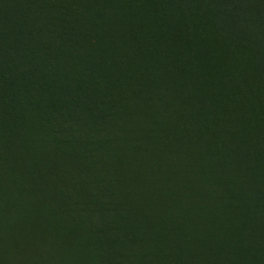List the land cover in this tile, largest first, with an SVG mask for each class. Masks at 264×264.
I'll return each instance as SVG.
<instances>
[{
  "label": "rangeland",
  "instance_id": "rangeland-1",
  "mask_svg": "<svg viewBox=\"0 0 264 264\" xmlns=\"http://www.w3.org/2000/svg\"><path fill=\"white\" fill-rule=\"evenodd\" d=\"M89 1L69 0L68 9L85 8L86 13L95 8L119 11L118 15L113 12L117 22L145 36V40L143 35L138 39L132 33L126 35L129 38L121 37L114 22L105 40L108 43V34L112 36L114 31L113 36L118 34L116 38L119 36L117 39L121 40L116 39L119 48L123 51L122 44L128 47L127 52L116 48L113 51L120 61L124 58L126 62L131 57L127 58L128 68L122 62L125 64L122 77L134 74L129 81L123 78L122 84L127 83L123 84L127 87L129 83L127 88L131 87L135 93H119L109 85L103 91L101 79L100 89L93 92L94 80L98 78H93L91 65L85 62L87 55L81 49L58 43L36 56L27 45L29 34L45 21H52L49 10L52 7L41 0H0V264H264V151L250 133L254 122L262 125V118L259 120L257 116L260 113L264 116V0ZM193 19L200 28L191 22ZM191 23H195L196 31L190 30ZM98 30L94 27L93 35H98ZM7 35L17 39V48L11 54L18 56L11 70L2 62L3 51L10 44ZM125 37L130 42L122 43ZM161 40L168 42V46ZM105 41L102 44L105 54L98 58L102 70L107 69L105 63L112 55ZM171 42L172 51L168 50ZM137 47L139 50H135ZM235 49L242 58L236 59ZM85 52L90 54L92 50ZM204 54L209 55L207 59ZM171 56L176 61H171ZM146 58L153 62H147ZM129 60H136L137 64ZM162 62H169L164 67L174 77L173 73H166L165 77L158 73L156 64L160 67ZM141 64L147 68L142 67L143 75ZM176 68L178 72L173 70ZM197 68L199 71L194 72ZM135 73H140V77ZM239 73L252 78L254 83L249 79L250 83L246 84L249 81L241 77L238 82L250 87H242L240 83L235 88L236 78L233 80L230 75L235 77ZM171 78L178 82L173 84ZM230 79L231 87L236 82L234 88L239 97L238 94L233 97L236 94L232 93L234 88L229 89V82L224 85L229 92L221 89ZM142 80L144 85H140ZM180 80L183 84L178 85ZM138 85L140 88L135 90ZM165 86L177 91L178 104L172 101V92L162 88ZM180 87L187 89L183 91ZM251 87L252 91L247 92ZM147 91H153L151 98L147 97ZM217 91L221 94L214 103ZM223 91L233 99L229 101L221 96L225 94ZM108 92L124 105L118 107ZM141 93L146 94L136 97ZM247 93L257 94H250L254 102L249 100L244 104ZM202 97L207 100L213 97L214 105ZM241 102L242 110L237 107ZM249 103L260 109L253 113L254 106ZM187 105L196 108L191 113L198 116L193 128L202 131L201 122L207 117L219 123L230 121L226 135L219 136L212 127L206 138L208 144L176 140L171 135L174 123L167 119L166 109H171V117L177 119L183 116ZM212 107L217 114L209 111ZM260 126L256 127L257 131ZM249 143L255 149H250Z\"/></svg>",
  "mask_w": 264,
  "mask_h": 264
},
{
  "label": "trees",
  "instance_id": "trees-1",
  "mask_svg": "<svg viewBox=\"0 0 264 264\" xmlns=\"http://www.w3.org/2000/svg\"><path fill=\"white\" fill-rule=\"evenodd\" d=\"M41 1L44 4H46L48 6L50 5V7H52V9H49V10L52 11V12H50V16H52L53 18H52V21H45L44 23L40 24L39 26H37L36 31L29 34L31 36L27 42V45L31 46V48H32L34 54H36V56L37 55L40 56V53L44 52L46 49L48 50L53 45H58V43H60L62 46L64 45L65 47H72L74 49H81L84 52V55H87V58H85L86 59L85 62L87 64L91 65L90 67L92 68L93 78L94 77L98 78V79L94 80L95 84H93V86L94 85L95 86L93 87L94 88L93 92H95V91L97 92L100 89V79L102 80V87L101 88H103V91H107L105 88V85L107 82L105 80L107 78H105L106 77L105 74H102L104 71L100 68L99 63H98V58L101 56L100 59H102L103 58L102 55L105 54L104 49H102V44L104 43L106 36H107V30H108L107 28H109L112 23L116 22V25L119 24L118 25L119 26L118 32L119 31L121 32V33L119 32L121 34V37L126 36L129 32L134 33L137 36L143 35V33H141V31H139V30H137L138 32H135L134 30L128 31V29L127 30L123 29L124 26L121 25L120 22L116 21L117 20L116 15L111 10L102 9L99 11L100 15L98 16L97 14H99V12H98L99 9H97V8L93 10L94 11L93 14H92V12H90V13L85 12L84 13V11H83L84 9H82L80 11L78 9H75L73 11H72V9L71 10L68 9V7L71 6V4L69 6L67 5L69 0H41ZM95 10H97L96 11L97 14L95 13ZM104 10L106 13L104 12ZM53 11L55 12L54 14H53ZM101 12H102V14H101ZM103 14H105V16ZM82 15L84 16L83 17L84 19L82 18ZM87 15L89 17L92 16V18L91 17L89 18ZM94 16H96V17H94ZM105 17L107 20L105 19ZM93 18H96V19H93ZM89 19H90V21H89ZM111 20H113V21H111ZM80 22H84L85 25H83ZM191 22H195V21L192 20ZM98 23H101V24H98ZM86 26L88 29H86ZM92 27L93 28L97 27L98 29L100 28L98 30L99 31L98 35H93V34L91 35L90 34V33H93ZM197 27H199V22H197ZM124 30H126V31H124ZM89 31H91V32H89ZM136 33H138V34H136ZM155 38L156 37H154V39ZM156 39H158V38H156ZM7 41L10 44L3 51L4 53H3L2 62L6 65V67L8 69H10V68L13 69L15 58H16V56H18V54L13 56L11 53H12L13 48H17L16 47L17 39L7 35ZM161 41L163 43L165 42L164 45H167L166 41H163V40H161ZM172 45L173 44H171L169 46L168 50L171 49L170 47H172ZM91 48H94V50ZM85 49H88V51L92 50V52L90 54H87L85 52ZM182 61H183V59H182ZM184 63H186V62H184ZM153 67H155V66H153ZM238 76L240 77V75H238ZM235 78H237V76H235L231 79H235ZM228 81H230V80H228ZM225 83L227 84L228 82L226 81ZM225 83L222 85V88L224 87V85H226ZM162 88H165L168 91L170 90L172 93H170V92L169 93L173 97L172 101L175 104H178L179 98L176 95L177 91H174V90L168 88V86H165ZM154 91H156V90H154ZM151 92H153V91H147L146 92L148 98H151L150 97V96H152ZM146 93H141L136 97H140V96L142 97V95H144ZM108 95L111 96V99L114 101V103L116 105H118V107H122L124 105L123 102L118 103L117 101H120V100L115 99L113 97V95L110 94L109 92H108ZM253 100L254 99H252L250 101H253ZM132 103H134V100L132 101ZM132 103H127V105L130 106ZM193 107L194 106H189V108H187V110L183 111V116H181L180 118H177V119H174L171 117L172 116L170 113L171 109H166L165 114L168 117L167 119H171V121H173V123H174V130L171 133V135L176 140H178L180 142L181 141H183V142L192 141V142L197 143V144H200V143L208 144L209 141L206 138H208L207 135L210 133L209 129L212 127H213L212 129H213L214 133H217L219 136H225L226 135V132L230 127L229 126L230 121H226V122L223 121L222 123H219L218 120L211 121V120H208V117H207V118L203 119L204 121L202 120V123H203V130L202 131H198L195 128H193L195 124H192V123L193 122L196 123L197 118H198L197 115L194 116V114H191V113H193V111H192ZM127 109H129V107H127ZM255 109L256 108H253V110H254L253 113L260 108H258L256 110ZM209 111L212 112V110H210V109H209ZM258 118L264 119L263 114L260 113ZM190 120H191V122H190ZM254 126L257 127V125L251 126L253 128H251L252 132H250V133L252 135L255 134V140H256L255 144L261 146L260 150L264 151V141L262 140V138L264 139V132H263V135H261L260 133H258L257 129L254 128ZM259 137H261V138H259ZM251 140H253V138ZM252 143L254 144V142H252ZM250 146H253L251 143H249V148L255 149V146L254 147H250Z\"/></svg>",
  "mask_w": 264,
  "mask_h": 264
},
{
  "label": "bare ground",
  "instance_id": "bare-ground-1",
  "mask_svg": "<svg viewBox=\"0 0 264 264\" xmlns=\"http://www.w3.org/2000/svg\"><path fill=\"white\" fill-rule=\"evenodd\" d=\"M90 1H91V0H90ZM90 1H89V2H90ZM94 1H95V0H94ZM100 1H101V0H100ZM117 1H120V0H117ZM128 1H130V0H128ZM132 1H133V0H132ZM146 1H147V0H146ZM105 2H106V0H105ZM111 2H112V1H111ZM113 2H114V0H113ZM125 2H126V0H125ZM125 2H124V3H125ZM134 2H135V0H134ZM138 2H139V1H138ZM141 2H142V1H141ZM93 3H94V2H93ZM114 3H115V2H114ZM142 3H143V2H142ZM153 3H154V2H153ZM85 4H86V3H85ZM94 4H95V3H94ZM102 4H103V3H102ZM119 4H120V3H119ZM122 4H123V3H121V5H122ZM134 4H135V3H134ZM138 4H139V3H138ZM145 4H146V3H145ZM148 4H149V1H148ZM95 5H96V4H95ZM104 5H105V4H104ZM108 5H109V4H108ZM126 5H127V4H126ZM146 5H147V4H146ZM84 6H85V5H84ZM86 6H87V5H86ZM89 6H90V5H89ZM101 6H102V5H101ZM133 6L135 7V5H133ZM138 6H139V5H138ZM148 6H149V5H148ZM90 7H91V6H90ZM107 7H108V6H107ZM109 7H110V6H109ZM123 7H124V6H123ZM128 7H129V5H128ZM139 7H140V6H139ZM149 7H150V6H149ZM203 7H205V6H203ZM86 8H87V7H86ZM93 8H95V7H93ZM135 8H136V7H135ZM146 8H147V7H146ZM197 8H198V7H197ZM200 8H201V7H200ZM84 9H85V8H84ZM88 9H89V8H88ZM91 9H92V8H91ZM95 9H96V8H95ZM97 9H98V8H97ZM100 9H101V8H100ZM100 9L98 10V12L100 11ZM103 9H104V8H103ZM109 9H111V8H109ZM116 9H117V8H116ZM118 9H120V8H118ZM122 9H123V8H122ZM137 9H140V8H137ZM142 9H143V6H142ZM142 9H141V11H142ZM154 9H155V8H154ZM154 9H153V10H154ZM191 9H192V8H191ZM191 9H189V10L191 11ZM205 9H206V8H205ZM101 10H102V9H101ZM113 10H114V9H113ZM147 10H148V9H147ZM153 10H152V11H153ZM192 10L195 11V9H192ZM198 10L200 11L201 9H198ZM208 10H209V9H208ZM210 10H211V9H210ZM79 11H80V10H79ZM96 11H97V10H95V13H96ZM114 11H115V14H117V13L119 14V11H118V10H117V11H118L117 13H116V10H114ZM114 11H113V12H114ZM130 11H131V10H130ZM134 11H135V9H134ZM134 11L132 10L131 13L134 12ZM136 11H137V10H136ZM141 11H140V12H141ZM144 11L146 12V10H143V13H145ZM184 11H185V10H184ZM206 11H207V10H206ZM82 12H83V11H82ZM91 12H92V14H93L94 11H91ZM104 12H105V10H104ZM125 12H126V11H125ZM204 12H205V11H204ZM204 12H203V13H204ZM209 12H210V11H209ZM209 12H207V13H209ZM212 12H213V11H212ZM84 13H85V12H84ZM131 13H130V15H131ZM149 13H151V12H149ZM149 13H148V14H149ZM176 13H177V12H176ZM182 13L185 14L186 12H183V11H182ZM193 13H195V12H193ZM196 13H197V12H196ZM203 13H202V14H203ZM205 13H206V12H205ZM96 14H97V13H96ZM101 14H102V12H101ZM118 14H117V15H118ZM138 14H139V13H138ZM178 14L180 15V12H179ZM190 14H191V13H190ZM198 14H199V13H198ZM200 14H201V13H200ZM211 14H212V13H211ZM97 15L99 16V15H100V12H99V14H97ZM103 15L105 16V14H103ZM123 15H124V14H123ZM133 15H134V14H133ZM133 15H131V16L133 17ZM176 15H177V14H176ZM213 15H214V14H213ZM225 15H226V13H225ZM76 16H77V15H76ZM87 16H88V15H87ZM121 16H122V15H121ZM124 16H125V15H124ZM127 16H128V15H127ZM134 16H136V15H134ZM144 16H145V15H144ZM155 16H156V15H155ZM172 16H173V15H172ZM192 16H193V14H192ZM199 16H200V15H199ZM201 16H202V15H201ZM201 16H200V17H201ZM204 16L207 17V15H204ZM83 17H84V16L82 15V18H83ZM88 17H89V16H88ZM90 17L92 18V16H90ZM90 17H89V18H90ZM94 17H96V16H94ZM102 17H103V16H102ZM147 17H148V15H147ZM176 17H177V16H176ZM178 17H179V16H178ZM178 17H177V18H178ZM180 17H181V15H180ZM182 17H183V14H182ZM184 17H185V16H184ZM187 17H188V16H187ZM197 17H198V16H197ZM214 17H215V16H214ZM214 17H213V18H214ZM229 17H230V16H229ZM85 18H86V17H85ZM125 18H128V17H125ZM143 18H144V17H143ZM190 18H191V15H190ZM202 18H203V17H202ZM208 18H209V17H208ZM220 18H221V17H220ZM225 18H226V17H225ZM234 18H235V17H234ZM83 19H84V18H83ZM86 19H87V18H86ZM93 19H96V18H93ZM105 19H106V17H105ZM105 19H104V20H105ZM110 19H111V18H110ZM118 19H119V18H118ZM123 19H124V18H123ZM139 19H141V18H139ZM145 19H146V18H145ZM147 19H148V18H147ZM151 19H152V18H151ZM179 19H180V18H179ZM187 19H188V18H187ZM211 19H212V18H211ZM239 19H240V18H239ZM106 20H107V19H106ZM106 20H105V21H106ZM121 20H122V19H121ZM128 20H129V18H128ZM132 20H133V19H132ZM132 20H131V21H132ZM137 20H138V19H137ZM155 20H156V19H155ZM155 20H154V23L156 22ZM173 20H174V19H173ZM176 20H178V19H176ZM188 20H189V19H188ZM197 20H198V19H197ZM200 20H201V19H200ZM209 20H210V19H209ZM214 20H215V18H214ZM223 20H224V19H223ZM230 20H231V19H230ZM84 21H85V20H84ZM89 21H90V19H89ZM111 21H113V20H111ZM111 21H110V22H111ZM146 21H147V20H146ZM182 21H183V19H182ZM185 21H186V20H185ZM191 21H192V20H191ZM193 21H194V19H193ZM201 21H202V20H201ZM204 21H205V20H204ZM217 21H218V20H217ZM100 22H101V21H100ZM102 22H103V21H102ZM106 22H107V21H106ZM138 22H139V21H138ZM180 22H181V21H180ZM220 22H221V21H220ZM227 22H228V19H227ZM80 23H81V22H80ZM83 23H84V22H83ZM125 23H126V21H125ZM131 23H132V22H131ZM139 23H140V22H139ZM145 23H147V22H145ZM171 23H172V22H171ZM171 23H170V24H171ZM175 23H177V22L175 21ZM186 23H187V22H186ZM195 23H196V22H195ZM195 23H194V24H195ZM212 23H213V22H212ZM212 23H210V24H212ZM218 23H219V22H218ZM228 23H229V22H228ZM98 24H101V23H98ZM112 24H114V23H112ZM112 24H111V26H110L109 29H111L112 27H114ZM149 24L151 25V23H149ZM158 24H159V23H158ZM181 24H182V23H181ZM191 24H192V23H191ZM194 24L190 25V27L192 26V27L190 28V30H192V28H193V29H194L193 31H196V27H195V26H194L195 28L193 27ZM196 24H197V23H196ZM201 24H202V23H201ZM213 24H215V23H213ZM213 24H212V26H213ZM222 24H223V23H222ZM229 24H230V23H229ZM232 24H234V22H233ZM235 24H236V23H235ZM84 25H85V24H84ZM91 25H92V24H91ZM93 25H94V24H93ZM102 25H103V24H102ZM106 25H107V24H106ZM117 25H119V24H117ZM121 25H122V24H121ZM140 25H141V24H140ZM143 25H144V24H143ZM177 25H178V24H177ZM187 25H188V24H187ZM204 25H205V24H204ZM206 25H208V24H206ZM219 25H220V24H219ZM226 25H227V24H226ZM134 26H135V25H134ZM137 26H138V24H137ZM166 26H167V25H166ZM172 26H173V25H172ZM185 26H186V25H185ZM196 26H197V25H196ZM199 26H200V25H199ZM229 26H230V25H229ZM116 27H117V26H116ZM131 27H132V25H131ZM142 27H143V26H142ZM153 27H155V26L153 25ZM175 27H176V26H175ZM180 27H181V25H180ZM180 27H179V28H180ZM187 27H189V25H188ZM204 27H205V26H204ZM217 27H218V26H217ZM221 27H222V26H221ZM226 27H227V26H226ZM232 27H233V26H232ZM89 28H90V27H89ZM92 28H93V27H92ZM133 28H134V27H133ZM135 28H136V27H135ZM197 28H198V27H197ZM209 28H210V26H209ZM215 28H216V26H215ZM215 28H214V29H215ZM219 28H220V27H219ZM86 29H88L87 26H86ZM93 29H94V28H93ZM97 29H98V28H97ZM99 29H100V28H99ZM107 29H108V28H107ZM117 29H119V28L117 27ZM117 29H116V30H117ZM123 29H125V28H123ZM145 29H146V27H145ZM152 29H153V28H152ZM160 29H161V28H160ZM168 29H169V28H168ZM172 29H174V27H173ZM175 29H176V28H175ZM180 29H181V28H180ZM201 29H204V28L202 27ZM205 29H206V28H205ZM207 29H208V27H207ZM111 30H112V29H111ZM121 30H122V29H121ZM126 30H127V27H126ZM126 30H124V31H126ZM149 30H150V29H149ZM162 30H163V29H162ZM164 30H165V29H164ZM166 30H167V29H166ZM166 30H165V31H166ZM188 30H189V29H188ZM208 30H209V29H208ZM222 30H228V29H222ZM95 31H96V30H95ZM105 31H106V30H105ZM128 31H130V30L128 29ZM175 31H176V30H175ZM177 31H178V30H177ZM185 31H186V29H185ZM193 31H192V33H194ZM206 31H207V30H206ZM216 31H217V30H216ZM216 31H215V32H216ZM89 32H91V31H89ZM96 32H97V31H96ZM103 32H104V31H103ZM108 32H109V31H108ZM113 32H114V31H113ZM113 32H112V34L114 35ZM116 32H117V31H115V33H116ZM119 32H120V31H119ZM135 32H136V31H135ZM153 32H154V31H153ZM153 32H150V33H153ZM158 32H159V29H158ZM163 32H164V31H163ZM168 32H169V31H168ZM170 32H171V31H170ZM213 32H214V31H213ZM120 33H121V32H120ZM120 33H119V34H120ZM129 33H130V32H129ZM129 33H128V34H129ZM190 33H191V32H190ZM203 33H205V32H203ZM87 34H88V33H87ZM90 34L92 35L93 33H90ZM123 34H124V33H123ZM128 34H127V35H128ZM132 34H134V33H132ZM136 34H138V33H136ZM155 34H156V32H155ZM164 34H165V33H164ZM166 34H167V33H166ZM184 34H185V33H184ZM196 34H197V33H196ZM206 34H207V33H206ZM212 34H214V33H212ZM226 34H227V33H226ZM235 34H236V33H235ZM113 35L110 36V33H109V34H108V36H109V38H108V43L105 41V43L108 44V48H109L110 52H112V55L110 56V61H107V62L105 63V65L108 63L107 66H106L107 69L104 67L105 69H104V68H103V69H104L105 71H104V70H103L104 72L102 71V72H103L102 74H105V73H106V75H105V76H106L105 78H107V79L105 80V81H107V82H106V85H109V86L113 87V88L116 89L117 92H119V93H120L121 91H126V92H132V93H135L134 90H131V87L127 88V87L129 86V83H128V86H127V87L123 85V84H126V85H127V83H123V84H122V82H125V81H122V79L125 78V77L127 78V76L122 77V75L125 73V72H124V71H125V69H124L125 67L123 68V66L126 64V62H127V58H129V57H127V54H124V55H126V57H127V58H126V62H125L124 58H122V55H121V58H122L121 60H122V61H120V59H118L117 54H116L113 50H114L115 48H116V49H121L122 47L119 48V47H120V46H118L119 43H118V44L116 43V39L119 37V36H118V37L116 38V36H117L118 34H117V35L115 34V36H113ZM134 35H135V34H134ZM145 35H146V34H145ZM171 35H172V34H171ZM191 35H192V34H191ZM194 35H195V34H194ZM199 35H200V34H199ZM217 35H218V34H216V36H217ZM219 35H220V34H219ZM229 35H230V33H229ZM231 35H232V34H231ZM103 36H104V35H103ZM103 36H102V37H103ZM136 36H137V35H136ZM136 36H134V37H136ZM140 36H142V35H140ZM152 36H155V35L152 34ZM156 36H158V35H156ZM185 36H186V35H185ZM222 36H223V35H222ZM222 36H221V38H222ZM100 37H101V36H100ZM126 37H127V36H126ZM126 37H125V38H126ZM134 37L130 38V40L133 39ZM142 37H143V39H144L145 36L143 35ZM165 37H167V36H165ZM190 37H192V36H190ZM190 37H189V38H190ZM204 37H205V36H204ZM228 37H230V36H228ZM233 37H234V36H233ZM127 38H129V36H128ZM127 38L124 39V40L121 38V39L123 40L122 43H125L124 41L130 42L129 39H127ZM137 38H138V36H137ZM156 38H157V37H156ZM156 38H155V39H156ZM159 38H161V37H159ZM167 38H168V37H167ZM167 38H166V40H167ZM169 38H171V37H169ZM200 38H201V37H200ZM210 38H211V36H210ZM241 38H242V37H241ZM243 38H244V37H243ZM138 39H139V38H138ZM138 39H136V40H138ZM140 39H141V37H140ZM177 39H178V38H177ZM183 39H184V38H183ZM192 39H193V38H192ZM192 39H191V40H192ZM197 39H198V38H197ZM201 39H202V38H201ZM213 39H214V38H213ZM213 39H212V40H213ZM218 39H219V38H218ZM247 39H249V38L247 37ZM247 39L244 40V42L247 41ZM105 40H106V39H105ZM117 40H118V39H117ZM144 40H145V39H144ZM149 40L151 41V39H149ZM187 40H188V39H187ZM191 40H190V43H191ZM202 40H203V39H202ZM224 40H226V39H224ZM228 40H229V39H228ZM232 40H233V39H232ZM235 40H236V38H235ZM235 40H234V41H235ZM240 40L242 41V39H240ZM118 41H119V40H118ZM139 41H140V40H139ZM183 41H184V40H183ZM193 41H194V40H193ZM207 41H208V40H207ZM215 41H216V40H215ZM119 42H121V40H120ZM132 42H133V41H132ZM137 42H138V41H137ZM144 42H145V41H144ZM147 42H148V37H147V41H146V43H147ZM154 42H156V41L154 40ZM187 42H188V41H186L185 43H187ZM199 42H200V41H199ZM209 42H210V41H209ZM219 42H220V41H219ZM222 42H223V41H222ZM230 42H231V40H230ZM232 42H233V41H232ZM140 43H141V45H144V43H142V42H140ZM148 43H149V42H148ZM150 43H151V42H150ZM164 43H165V42H164ZM167 43H168V42H167ZM171 43H172V42H171ZM197 43H198V42H197ZM197 43H196V44H197ZM203 43H206V44H207L206 41L203 42ZM210 43H211V42H210ZM225 43H228V42H225ZM235 43H238V41L235 42ZM152 44H156V43H152ZM157 44H158V46H159V43H157ZM157 44H156V45H157ZM172 44H174V43H172ZM239 44H240V43H239ZM247 44H248V42H247ZM120 45H121V44H120ZM127 45L130 46V45H132V43H131V44H130V43H129V44L127 43ZM134 45H135V44H134ZM136 45H137V44H136ZM136 45H135V46H136ZM146 45H149V44H146ZM162 45H163V44H162ZM169 45H170V44H169ZM199 45H201V44H199ZM203 45H204V44H203ZM237 45H238V44H237ZM237 45H235V47H236ZM243 45H244V44H243ZM243 45H242V46H243ZM121 46H125V47H123V51H124L125 48H128V47H126V45H124V44H122ZM135 46H133V47H135ZM138 46H139V45H138ZM154 46H155V45H154ZM158 46H156V47H158ZM160 46H161V44H160ZM165 46H166V45H165ZM165 46H163V48H165ZM167 46H168V45H167ZM186 46H187V44H186ZM191 46H192V45H191ZM194 46H195V45H194ZM207 46L209 47V43H208ZM223 46H224V45H223ZM223 46H222V47H223ZM228 46H230V45H228ZM238 46H241V45H238ZM251 46H253V45H251ZM149 47H151V46H149ZM175 47H176V46H175ZM202 47H203V46H202ZM217 47H218V46H217ZM217 47L215 46L214 48H217ZM232 47H233V46H232ZM253 47L255 48L256 45H254ZM253 47H251V50H252ZM257 47H258V45H257ZM130 48H131V47H130ZM138 48H139V47L135 48V50H139ZM153 48H155V47H153ZM183 48H184V47H183ZM189 48H190V47H189ZM189 48H188V49H189ZM195 48H196V46H195ZM195 48H194V49H195ZM219 48H220V47H219ZM230 48H231V47H230ZM236 48L238 49V47H236ZM240 48H241V47H240ZM156 49H158V48H156ZM156 49H155V50H156ZM160 49H162V47H160ZM166 49H167V48H166ZM177 49H178V47H177ZM194 49H193V50H194ZM198 49H199V51H201L202 48L199 47ZM207 49H208V48H207ZM237 49L233 50L234 54H236L235 51H237ZM246 49H247V48H246ZM125 50H126V49H125ZM127 50H128V49H127ZM127 50H126L125 52H127ZM133 50H134V49H132V51H133ZM135 50H134V51H135ZM143 50H144V49H143ZM146 50H147V49H146ZM146 50H145V51H146ZM172 50H174V49H172ZM172 50H170V51H172ZM178 50H179V49H178ZM185 50H186V49H185ZM218 50H219V49H218ZM225 50H227V49L225 48ZM231 50H232V49H231ZM248 50H249V49H248ZM251 50H249V51L251 52ZM120 51H122V49H121ZM123 51H122V52H123ZM134 51H133V52H134ZM152 51H153V49H152ZM204 51H205V49L203 50V52H204ZM219 51H220V50H219ZM238 51H239V50H238ZM241 51H242V50H241ZM243 51H245V50H243ZM130 52H131V50H130ZM133 52H132L131 54H133ZM136 52H137V51H136ZM136 52H135V53H136ZM140 52H142V51H140ZM149 52H150V50H149ZM154 52H155V51H154ZM156 52H158V51H156ZM163 52H164V50L162 51V54H163ZM176 52H178V51H176ZM176 52L174 51V53H176ZM181 52H183V51H181ZM189 52H190V51H189ZM196 52H197V51H196ZM246 52H247V51H246ZM246 52H245V53H246ZM135 53H134V54H135ZM142 53H143V52H142ZM172 53H173V52H172ZM172 53H171V54H172ZM204 53H205V52H204ZM216 53H217V52H216ZM225 53H226V52H225ZM239 53H240V52H239ZM239 53H238V54H239ZM248 53H249V52H247V54H248ZM251 53H252V52H251ZM110 54H111V53H110ZM118 54H119V52H118ZM122 54H123V53H122ZM128 54H129V52H128ZM160 54H161V52H160ZM160 54H159V55H160ZM178 54H179V53H178ZM192 54H194V53H192ZM192 54H191V56H193ZM200 54H201V53H200ZM202 54H203V53H202ZM209 54H210V53H209ZM217 54H218V53H217ZM227 54H228V52H227ZM230 54H231V53H230ZM232 54H233V53H232ZM234 54H233L232 56H235ZM129 55H130V54H129ZM144 55H146V52H145ZM169 55H170V54H167V56H169ZM204 55H205V54H204ZM204 55H202V56H204ZM210 55H212V54H210ZM220 55H223V54L220 53ZM244 55H246V54H244ZM132 56H133V55H132ZM160 56H161V55H160ZM172 56H173V55H172ZM172 56H171V58H170L171 61H172V59L174 60V58H175V57L172 58ZM174 56H177V55H174ZM183 56H184V55H183ZM187 56H188V54H187ZM189 56H190V55H189ZM197 56H198V55H197ZM208 56H209V55H208ZM208 56L205 55V58L208 57ZM212 56H213V55H212ZM216 56H217V55H216ZM236 56H237V58H236L237 60L239 59L238 56L241 57L240 54H239V55L236 54ZM133 57H134V56H133ZM135 57L137 58L136 55H135ZM138 57H139V56H138ZM143 57H144V56H143ZM149 57H151V56H149ZM149 57H148V58H149ZM162 57H164V56H162ZM184 57H185V56H184ZM148 58H146V59H148ZM155 58H156V57H155ZM177 58H179V57H177ZM182 58H183V57H182ZM186 58H188V57H186ZM224 58H225V57H224ZM241 58H242V57H241ZM247 58H249V57H247ZM129 59H131V57H130ZM134 59H135V58H134ZM143 59H144V58H143ZM143 59H141V60H143ZM149 59H150V58H149ZM149 59H148V61H147V60H144V61H147V62H153V61H150ZM162 59H163V58H162ZM165 59H166V58H165ZM199 59H200V58H199ZM206 59H207V58H206ZM212 59H213V58H212ZM137 60H139V59L137 58ZM151 60H153V59H151ZM160 60H161V59H160ZM190 60H191V59H190ZM197 60H198V59H197ZM204 60H205V59H204ZM209 60H210V59H209ZM223 60H224V59H223ZM230 60H231V59H230ZM230 60H229V61H230ZM232 60H233V59H232ZM132 61H133V60H129L128 62H132ZM144 61H143V63H144ZM174 61H176V59H175ZM177 61H178V59H177ZM179 61H180V59H179ZM183 61H184V60H183ZM186 61H187V60H186ZM193 61H194V60H193ZM211 61H212V60H211ZM216 61H217V60H216ZM218 61H219V59H218ZM241 61H242V60H241ZM122 62L125 63V64L123 65ZM134 62H135V63H134ZM137 62L140 63V61H137ZM154 62H155V61H154ZM156 62H157V61H156ZM169 62H170V61H169ZM169 62H168V63H169ZM181 62H182V61H181ZM196 62H197V61H196ZM200 62H201V60H200ZM200 62L198 63L199 65H200ZM221 62H222V61H221ZM231 62H232V61H231ZM234 62H236V61H234ZM242 62H243V61H242ZM242 62H241V63H242ZM246 62L248 63V59H247ZM133 63H134V64H137V63H136V60L133 61L132 64H133ZM141 63H142V62H141ZM162 63H163V62H162ZM165 63H167V62H165ZM165 63H163V65L161 64L160 67H159V64H156V66H157V70H158V73L163 74V77H165L166 73H169V71L167 70L168 67H164V66H165ZM168 63H167V65H168ZM187 63H190V62H187ZM187 63H185V64H187ZM208 63H209V62H208ZM222 63H223V62H222ZM241 63H240V64H241ZM102 64H104V63H102ZM128 64H129V63H128ZM132 64H131V66H132ZM148 64H149V63H148ZM148 64L146 63V66H147V67H148ZM150 64H151V63H150ZM172 64H173V62H172ZM176 64H177V62H176ZM178 64H180V62H179ZM190 64H192V63H190ZM202 64H203V63H202ZM210 64H211V63H210ZM215 64H216V63H215ZM228 64H229V63H228ZM240 64H239V65H240ZM243 64H244V63H243ZM105 65H104V66H105ZM122 65H123V66H122ZM141 65H142V66H140V67H141L140 69H142V67H143V68H146V67H145V64H144V65L141 64ZM167 65H166V66H167ZM180 65H183V63L180 64ZM131 66H130V67H131ZM173 66H175V64H173ZM187 66H188V65H187ZM194 66H196V65H194ZM197 66H198V65H197ZM197 66H196V67H197ZM212 66H213V65H212ZM212 66H211V67H212ZM219 66H221V65H219ZM222 66H223V65H222ZM229 66H230V65H228L227 67H229ZM231 66H232V65H231ZM233 66H234V65H233ZM236 66H237V65H236ZM240 66H241V65H240ZM100 67H101V65H100ZM134 67H136V66L134 65ZM134 67H133V68H134ZM138 67H139V66H138ZM169 67H171V66L169 65ZM176 67H177V66H176ZM188 67H190V65H189ZM198 67H199V66H198ZM234 67H235V66H234ZM245 67H246V65H245ZM126 68H128L127 64H126ZM133 68H132V69H133ZM166 68H167V69H166ZM177 68H178V67H177ZM177 68H176V70H175V69H173V70L178 72V69H177ZM183 68H184V67H183ZM185 68H186V66H185ZM185 68H184V69H185ZM192 68H194V67H192ZM200 68H202V66H201ZM200 68H199V69H200ZM213 68H214V66H213ZM229 68H230V67H229ZM241 68H242V67H241ZM146 69H147V68H146ZM160 69H161L162 71H164L165 73L162 72ZM188 69H189V68H187V70H188ZM194 69H195V68H194ZM202 69H203V68H202ZM218 69H219V68H218ZM220 69H221V68H220ZM220 69H219V70H220ZM231 69H232V68H231ZM234 69H235V68H234ZM234 69H233V70H234ZM239 69H240V67H239ZM244 69H246V68H244ZM244 69H242V71H243ZM100 70H101V69H100ZM126 70H127V69H126ZM130 70H131V68H130ZM130 70H129V71H130ZM169 70H170V69H169ZM173 70H172V71H173ZM235 70H238V66H237V69H235ZM235 70H234V71H235ZM133 71L136 72L135 69H134ZM133 71H132V72H133ZM144 71H145V69H142V71H141L142 75H143ZM183 71H184V70H183ZM183 71H182V72H183ZM185 71H186V70H185ZM198 71H199V70H198V68H197V70H195L194 72H198ZM210 71H212V68H211ZM220 71H221V70H220ZM244 71H245V70H244ZM123 72H124V73H123ZM182 72H181V74H182ZM192 72H193V70H192ZM202 72H203V71H202ZM224 72H225V71H224ZM224 72H223V73H224ZM170 73H173V72H170ZM170 73H169V74H170ZM200 73H201V72H199L198 74L200 75ZM214 73H216V72H214ZM219 73H220V72H219ZM226 73H227V72H226ZM231 73H232V72H231ZM231 73H230V74H231ZM126 74H127V73H126ZM131 74H132V73H131ZM131 74H130V75H131ZM133 74H134V73H133ZM133 74H132V75H133ZM135 74H138V73H135ZM189 74L191 75L190 69L188 70V75H189ZM196 74H197V73H196ZM198 74H197L196 76H198ZM203 74H204V73H203ZM236 74H237V71H236ZM242 74H243V73H241V75H242ZM130 75H129V73H128L129 78H130ZM138 75H139V77H140L141 74L139 73ZM185 75H186V73H185ZM193 75H195V74L193 73ZM216 75H218V74H216ZM216 75H215V76H216ZM239 75H240V73H239ZM241 75H240L239 79H240L241 77H243V79L245 78V79L248 80V81H249V79H250L251 82H252V78H248V79H247V78H246L247 75L244 74L246 77H245V76H241ZM134 76H135V75H134ZM179 76H180V75H179ZM205 76H206V75H205ZM221 76H222V75H221ZM236 76H237V75H236ZM135 77L138 78L137 75H136ZM135 77H133V78H135ZM172 77H174V73H173V76H172ZM187 77H188V76H187ZM187 77H185V80L188 79ZM216 77H218V76H216ZM230 77L233 78L234 75H233V76L230 75ZM237 77H238V76H237ZM129 78L124 79V80H128ZM131 78H132V77H131ZM131 78H130L129 80H131ZM141 78H143V76H141ZM177 78H178V77H177ZM186 78H187V79H186ZM195 78H196V77H195ZM199 78H200V76H199ZM201 78H202V76H201ZM201 78H200V79H201ZM135 79H136V78H135ZM135 79H134V80H135ZM138 79H139V78H138ZM174 79H175V78H173V79L171 78L169 81H171L172 83H173V82H178V81H174ZM227 79H228V78H227ZM239 79L236 78L235 81H236L237 83H236L235 81H233L234 83L237 84V85H235L234 83H232L233 87H231V85H230L231 82H229L228 80H226L227 82H229L228 84H229V87H230L229 89H230V90L233 91L232 88H234V85H235V88H237L238 85L241 86L240 83H242V82H238V81H241L242 78H241L240 80H239ZM129 80H128V81H129ZM134 80H132V83L136 82V81H134ZM140 80H141V79H140ZM143 80H146V79L144 78ZM143 80H142V81H143ZM178 80H179V78H178ZM190 80H191L192 82L194 81L193 79H190ZM196 80H197V79H195V82H196ZM216 80H217V79H216ZM233 80H234V79H233ZM246 80H245V82H246ZM133 81H134V82H133ZM137 81H138V80H137ZM188 81H189V80H188ZM191 81H190V82H191ZM198 81H201V80H198ZM212 81H213V80H212ZM218 81H219V79H218ZM230 81H232V80L230 79ZM139 82H140V81H139ZM184 82H185V81H184ZM190 82H188V83H190ZM202 82H203V81H202ZM213 82H214V81H213ZM137 83H138V82H137ZM140 83H141L140 85H144V84H145V81H143V84H142V82H140ZM198 83H199V82H198ZM200 83H201V82H200ZM207 83H209V80H208ZM216 83H217V82H216ZM221 83L223 84L224 81L221 82ZM221 83H219L220 86H221ZM238 83H239V84H238ZM248 83H250V81H249V82H246V84H248ZM253 83H254V82H252V84H253ZM138 84H139V83H138ZM173 84H174V83H173ZM175 84H176V83H175ZM177 84H178V85H181V84H183V83H182V81L180 80V84H179V83H177ZM184 84H186V83H184ZM190 84H191V83H190ZM225 84H226V83H225ZM242 84L244 85L245 83L243 82ZM131 85H132V84H131ZM136 85H137V84H136ZM140 85H138L139 87L136 86V89H135V90H137L138 88H140ZM198 85H199V84H198ZM203 85H204V84H203ZM210 85H211V84H210ZM215 85H218V84H215ZM187 86H188V88H189V85H187ZM199 86H200V85H199ZM226 86H227V85H226ZM245 86H246V85H244V86H242V87H245ZM254 86H255V85H254ZM254 86H253V87H254ZM191 87H192V86H191ZM206 87H207V86H206ZM210 87H211V86H210ZM247 87L249 88L250 85H249V86L247 85L245 88H247ZM180 88H182V87H180ZM183 88H184V87H183ZM183 88H182L183 91H185V90L187 89V88H186V89H185V88L183 89ZM196 88H197V87H196ZM201 88H202V87H201ZM224 88H226V87H224ZM235 88H234V91H233L232 93H233V94H236V95H233L232 93H231V94L233 95V97L236 98L238 92L235 93V92H236V91H235ZM210 89H211V88H210ZM221 89H222V90H225L226 92H229V91L227 90L228 88H226V89L221 88ZM239 89H241V88L239 87L238 90H239ZM190 90H193V89H190ZM194 90H195V93H194V92H193V93L196 94V91H197V90H196L195 88H194ZM198 90H199V89H198ZM211 90H212V89H211ZM236 90H237V89H236ZM248 90H251V91H252V87H251V89H246L247 92H250V91H248ZM188 91H189V90H188ZM219 91H220V90H219ZM240 91H241V90H239V93H240ZM243 91H244V90H243V88H242V92H243ZM246 91H244V92L246 93ZM206 92H209V89H208V91H206ZM206 92H205V93H206ZM217 92H218V91H217ZM217 92H215V93H216V97H214V99H213V97H212V99L214 100V103H215V98H216V100H219V97H218V99H217V95H220V94H221V93L219 94V92H218V93H217ZM220 92H221V91H220ZM223 92H224V91H223ZM226 92H224V93L226 94V96H225V94H224V95H221V96L227 97V98H225V99H227V100H229V101H230L231 99H233L232 96H231V98L228 97L229 93L227 94ZM230 92H231V91H230ZM186 93H187V92H186ZM210 93H211V92H210ZM210 93H209V94H210ZM213 93H214V92H213ZM245 93H243V94L241 93V94L244 95ZM255 93H256V92H255ZM190 94H191V91H190ZM194 94H193V96H194ZM209 94H206V95H209ZM231 94H230V95H231ZM247 94H249V93H247ZM250 94H251V93H250ZM250 94L247 95V96H249V97H247V96L245 95V98H244V96H243V98L245 99V100L242 99V100H244V104H245V101L252 100V97H253V96H251V95L254 94V93H252L251 95H250ZM197 95H198V93H197ZM197 95L195 96L196 99H197ZM200 95H202V94H200ZM200 95H199V96H200ZM210 95L212 96V93H211ZM210 95H209V96H210ZM242 95H240V96L242 97ZM256 95H257V94H254V96H256ZM199 96H198V97H199ZM213 96H215V94H214ZM221 96H220V97H221ZM250 96H251V97H250ZM188 97H189L190 99L193 98L192 95H191V97H190V96H188ZM237 97H239V94H238ZM241 97H240V98H241ZM246 97H247V98H246ZM186 98H187V97H186ZM202 98H203V97H202ZM204 98H205V97H204ZM204 98H203V99H204ZM206 98H207V97H206ZM206 98H205L206 101L211 100L210 103H212V105H214V103L212 102V99L209 98V99L207 100ZM228 98H229V99H228ZM240 98H239L238 102L240 101ZM249 98H250V99H249ZM253 98H254V97H253ZM190 99H189V102L191 101ZM199 99H200V98H199ZM220 99H221V98H220ZM237 99H238V98H237ZM246 99H247V100H246ZM187 100H188V98H187ZM242 100H241V101H242ZM234 101L237 102L236 99H234ZM189 102H187L188 105H189ZM196 102H199V101H196ZM203 102H204V101H203ZM238 102H237V103H238ZM253 102H254V100H253ZM187 103H186V104H187ZM192 103H193V102H192ZM206 103H207V102H206ZM217 103H218V101H217ZM221 103H222V102H221ZM237 103H235L234 105H239V104H240V106H237V107H238V108L242 107V105H243L242 102L239 103V104H237ZM198 104H199V103H198ZM202 104H203V103H202ZM229 104H230V103H229ZM232 104H233V103H232ZM188 105H187V107L189 108ZM203 105H204V104H203ZM207 105H208V104H207ZM215 105L217 106L218 104H215ZM230 105H231V104H230ZM249 105H250V103H249ZM190 106H191V105H190ZM204 106H205V105H204ZM250 106H251V105H250ZM252 106H254V105H252ZM252 106H251V107H252ZM199 107H200V106H199ZM205 107H206V106H205ZM207 107H209V106H207ZM222 107H223V106H222ZM193 108H195V107H193ZM214 108H215V106H214ZM214 108L212 107V110H213L212 113L215 112V113H213V114L215 115V114H217V112H216L217 110H216V108H215L216 111H214ZM232 108H233V107H232ZM234 108H235V107H234ZM238 108H237V109H238ZM253 108H256V107L254 106ZM195 109H196V108H195ZM201 109H202V108H201ZM217 109H218V108H217ZM240 109H241V108H240ZM248 109H249V108H248ZM210 110H211V108H210ZM241 110H242V109H241ZM241 110H240L241 114H242V113L244 114V111L242 112ZM243 110H244V108H243ZM255 110H256V109H255ZM258 110H259V109H258ZM205 111H206V110H205ZM232 111H234V110H232ZM253 111H254V110H253ZM256 111H257V110H256ZM195 112H196V111H195ZM229 112H230V111H229ZM245 112H246V110H245ZM219 113L221 114V112H219ZM230 113H231V112H230ZM246 113H247V112H246ZM248 113H249V111H248ZM259 113H260V112H259ZM210 114H211V113H210ZM223 114H224V113H223ZM256 114H257V112H256ZM256 114H254V115L257 116ZM236 115H237V114H236ZM244 115H245V114H244ZM194 116H195V115H194ZM239 116H240V115H239ZM246 116H247V115H246ZM246 116H245V117H246ZM248 116H250V115H248ZM242 117H244V116H242ZM257 117H259V115H258ZM257 117H256V118H257ZM195 119H196V118H195ZM246 119H247V118H246ZM253 119H254V117H253ZM253 119H252V120H253ZM197 120H198V119H197ZM200 120H201V118H200ZM241 120H242V118H241ZM250 120H251V119H250ZM250 120H249V122H250ZM252 120H251V121H252ZM254 120L256 121V119H254ZM254 120H253V122H254ZM259 120H260V118H259ZM203 121H204V120H203ZM243 121H244V119H243ZM261 121L263 122L264 120H263V119L260 120V124H262L261 126L258 124L257 121H256V122H257L258 125H257L255 122H254V124H252V126L256 124L257 126H260V127H261V128H260V131H258V133L262 131L261 129H264V128H263L264 124L261 123ZM190 122H191V120H190ZM206 122H207V121H206ZM201 123H202V122H201ZM199 124H200V123H199ZM245 124H246V123H245ZM196 125H197V123H196ZM205 125H206V124H205ZM249 125H250V123H249ZM202 126H203V125H202ZM198 127H199V126H198ZM249 128H250V127H249ZM249 128H247V129L249 130ZM252 128H253V127H252ZM254 128H256V127L254 126ZM250 129H251V128H250ZM258 129H259V127H258ZM263 131H264V130H263ZM263 131H262V134H263ZM256 132H257V131H256ZM254 135H255V134H254ZM256 136H257V135H256ZM259 138H261V137H259ZM257 139H258V138H257ZM258 141H259V140H258ZM263 141H264V140H263ZM255 142H256V141H255ZM69 163H70V162H69ZM72 168H73V167H72ZM70 173H71V171H70ZM66 174H67V173H66ZM73 174H74V173H73ZM70 176H71V175H70ZM66 179H68V178H66ZM69 180H70V179H69ZM217 252H218V251H217ZM212 253H213V252H212ZM215 254H216V253H215ZM219 255H220V254H219ZM218 257H219V256H218ZM224 257H225V256H224ZM212 259H214V257H212ZM218 259H219V258H218ZM221 259H222V258H221ZM226 259H227V258H226ZM223 260H224V259H223ZM229 261H230V260H229ZM212 262H213V261H212ZM212 262H211V263H212ZM218 262H219V261H218ZM214 263H215V262H214ZM209 264H210V263H209ZM216 264H217V263H216ZM218 264H219V263H218Z\"/></svg>",
  "mask_w": 264,
  "mask_h": 264
}]
</instances>
